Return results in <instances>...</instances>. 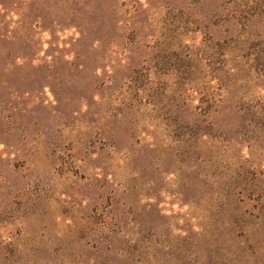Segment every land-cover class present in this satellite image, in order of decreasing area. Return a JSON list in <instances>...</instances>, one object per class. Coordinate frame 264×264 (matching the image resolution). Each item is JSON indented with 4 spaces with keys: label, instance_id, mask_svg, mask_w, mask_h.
I'll return each mask as SVG.
<instances>
[{
    "label": "rangeland",
    "instance_id": "obj_1",
    "mask_svg": "<svg viewBox=\"0 0 264 264\" xmlns=\"http://www.w3.org/2000/svg\"><path fill=\"white\" fill-rule=\"evenodd\" d=\"M0 264H264V0H0Z\"/></svg>",
    "mask_w": 264,
    "mask_h": 264
}]
</instances>
